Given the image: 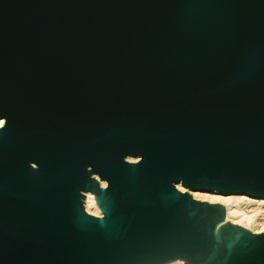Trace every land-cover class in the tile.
Listing matches in <instances>:
<instances>
[{
    "label": "water",
    "instance_id": "95a60500",
    "mask_svg": "<svg viewBox=\"0 0 264 264\" xmlns=\"http://www.w3.org/2000/svg\"><path fill=\"white\" fill-rule=\"evenodd\" d=\"M0 121V264H264V0H0Z\"/></svg>",
    "mask_w": 264,
    "mask_h": 264
},
{
    "label": "bare ground",
    "instance_id": "6f19581e",
    "mask_svg": "<svg viewBox=\"0 0 264 264\" xmlns=\"http://www.w3.org/2000/svg\"><path fill=\"white\" fill-rule=\"evenodd\" d=\"M3 121H0V126ZM129 161H133L129 159ZM105 186V183H101ZM182 192L185 190L178 187ZM194 200L207 202L212 204H220L226 210V220L232 224L241 226L252 233L259 234L264 232V200L249 198L245 195L226 196L216 192H190ZM84 208L88 214L100 216V212L96 206L94 197L88 193L85 195ZM179 264L174 262L171 264Z\"/></svg>",
    "mask_w": 264,
    "mask_h": 264
},
{
    "label": "built area",
    "instance_id": "2783aa9c",
    "mask_svg": "<svg viewBox=\"0 0 264 264\" xmlns=\"http://www.w3.org/2000/svg\"><path fill=\"white\" fill-rule=\"evenodd\" d=\"M177 264V263H176Z\"/></svg>",
    "mask_w": 264,
    "mask_h": 264
}]
</instances>
